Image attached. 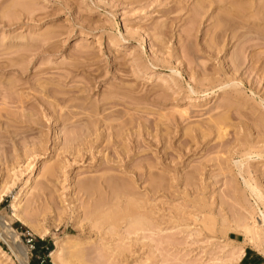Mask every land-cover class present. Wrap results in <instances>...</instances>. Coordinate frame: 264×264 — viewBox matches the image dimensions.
Instances as JSON below:
<instances>
[{"label":"rangeland","instance_id":"374dc122","mask_svg":"<svg viewBox=\"0 0 264 264\" xmlns=\"http://www.w3.org/2000/svg\"><path fill=\"white\" fill-rule=\"evenodd\" d=\"M259 210L264 0H0V219L29 264H239Z\"/></svg>","mask_w":264,"mask_h":264},{"label":"bare ground","instance_id":"6f19581e","mask_svg":"<svg viewBox=\"0 0 264 264\" xmlns=\"http://www.w3.org/2000/svg\"><path fill=\"white\" fill-rule=\"evenodd\" d=\"M29 181L27 180V185L29 184ZM113 184H114V182H113ZM86 187H88V186H86ZM22 196L23 195L20 194V196L18 198H16V202H18L20 200V198H22ZM257 198H258V200H260V196L257 195ZM14 207H15L14 208V210H15L16 206H14ZM258 212H259L258 218H260L259 222H257L256 219L252 218V216L250 214H248L249 217H244V219H242V222L240 223V227L242 228L241 230H243V232L245 234V237L248 239V243L252 247H254L257 250H259L262 254H264V211L259 210ZM135 214H136V212H135ZM107 218H109V217H107ZM15 219L17 221H20L24 226L29 227L31 231L38 232L33 227L28 225V223H27L28 221H26V220H24V219H22L20 217H18V218L15 217ZM135 221H136V219H135ZM137 224H139V223H137ZM139 226H141V225H139ZM0 233H1V236L3 237V240L13 249V251L15 252L17 258L20 260L21 264H29L28 253L25 250L26 246L24 245L25 247H23V244H22V242L20 241V238H19V234L14 230V228L11 226V224L8 221H6L4 218L0 219ZM59 248H61V247L58 244H56L55 245V250L51 251V257L53 258V261H55L56 258L59 257V256L57 257V250H59ZM80 252H81V250L79 252L78 251H70L69 252V256H68L67 259H69V260H74V259L78 260V259H80L82 257L81 255H83ZM244 252H245V249H243V248L240 251H238L237 256H236L238 262L240 261V259L244 255ZM67 253H68V251H67ZM83 253H85V252H83ZM66 255H68V254H65V256ZM84 256L85 255H83V257ZM232 258H233V256H232ZM66 261H68V260H66ZM83 261H81V262H83ZM70 262H72V261H70ZM70 262H68V263H70ZM75 262H78V261H75Z\"/></svg>","mask_w":264,"mask_h":264},{"label":"crops","instance_id":"0c3cea01","mask_svg":"<svg viewBox=\"0 0 264 264\" xmlns=\"http://www.w3.org/2000/svg\"><path fill=\"white\" fill-rule=\"evenodd\" d=\"M239 264H264V258L251 248H245L244 255L238 262Z\"/></svg>","mask_w":264,"mask_h":264},{"label":"trees","instance_id":"16d2710c","mask_svg":"<svg viewBox=\"0 0 264 264\" xmlns=\"http://www.w3.org/2000/svg\"><path fill=\"white\" fill-rule=\"evenodd\" d=\"M34 243L37 245V251L40 250L41 246L50 244L48 241H44L41 239L34 240ZM52 250H53V247L50 246V248L44 252V256L46 257V255H48Z\"/></svg>","mask_w":264,"mask_h":264},{"label":"built area","instance_id":"2783aa9c","mask_svg":"<svg viewBox=\"0 0 264 264\" xmlns=\"http://www.w3.org/2000/svg\"><path fill=\"white\" fill-rule=\"evenodd\" d=\"M28 243L31 244V248L34 249L33 240H29Z\"/></svg>","mask_w":264,"mask_h":264}]
</instances>
